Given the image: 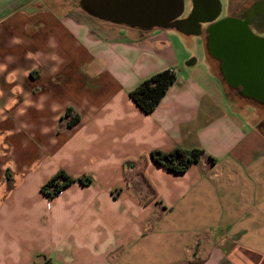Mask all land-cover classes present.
Segmentation results:
<instances>
[{
	"label": "crops",
	"instance_id": "obj_1",
	"mask_svg": "<svg viewBox=\"0 0 264 264\" xmlns=\"http://www.w3.org/2000/svg\"><path fill=\"white\" fill-rule=\"evenodd\" d=\"M82 2L0 0V264H264V133L203 28H131ZM163 70L175 81L144 113L129 92ZM174 149L202 154L182 174L149 159ZM60 170L90 183L47 199Z\"/></svg>",
	"mask_w": 264,
	"mask_h": 264
},
{
	"label": "water",
	"instance_id": "obj_2",
	"mask_svg": "<svg viewBox=\"0 0 264 264\" xmlns=\"http://www.w3.org/2000/svg\"><path fill=\"white\" fill-rule=\"evenodd\" d=\"M82 4L100 20L149 30L177 26L200 34L208 24L206 43L218 61L225 82L245 98L264 106V38L252 34L247 21L226 16L219 19L220 0H191L187 17L184 0H83Z\"/></svg>",
	"mask_w": 264,
	"mask_h": 264
},
{
	"label": "trees",
	"instance_id": "obj_3",
	"mask_svg": "<svg viewBox=\"0 0 264 264\" xmlns=\"http://www.w3.org/2000/svg\"><path fill=\"white\" fill-rule=\"evenodd\" d=\"M175 81V75L170 70H163L152 75L148 79L141 81L132 91L129 97L133 103L144 113H151L167 89ZM202 154L201 150H181L174 149L169 152L152 151L149 159L159 166L175 174H182L193 164L197 163ZM130 175L126 174V178ZM72 183L86 185L90 183L89 179H73L64 171H58L44 185L41 186V192L47 199H52L60 191Z\"/></svg>",
	"mask_w": 264,
	"mask_h": 264
},
{
	"label": "rangeland",
	"instance_id": "obj_4",
	"mask_svg": "<svg viewBox=\"0 0 264 264\" xmlns=\"http://www.w3.org/2000/svg\"><path fill=\"white\" fill-rule=\"evenodd\" d=\"M189 2L190 0H184L185 9L187 8ZM220 2L222 4V8H221V13L219 15V19L227 16L226 8L224 6L226 0H220ZM253 33L255 34V31H253ZM171 35L172 36H170V41L179 47L181 54H185V56H182V59L186 58L185 61H183V63L189 60L191 58L190 56L194 58L196 57L198 61H200V57L198 55L199 53L196 50L198 46L196 47L194 46L196 45L195 40L197 38H192L188 40L186 37L182 38V36L177 33H172ZM263 35L264 34L261 33V36L260 35L258 36L262 37ZM222 85L225 88L227 96L235 105V108L243 109V112L239 113V117L243 120L245 128H252L256 124L257 126H259L260 130L263 131L264 133V106L259 105L258 103L248 98H245L238 92L230 90L229 88H227L224 80L222 81Z\"/></svg>",
	"mask_w": 264,
	"mask_h": 264
},
{
	"label": "flooded vegetation",
	"instance_id": "obj_5",
	"mask_svg": "<svg viewBox=\"0 0 264 264\" xmlns=\"http://www.w3.org/2000/svg\"><path fill=\"white\" fill-rule=\"evenodd\" d=\"M190 3V2H189ZM191 9V5L185 9L184 14L181 16V18L187 17ZM230 17L238 18L243 21H247V26L252 34L253 31H255V36L260 37L261 33L264 34V25L260 24L261 20H264V1L263 2H254L251 5L245 6V8L242 7H236L230 10V14L227 15ZM255 17H260L261 20H256ZM208 24H202L201 28H203V36L206 39V28ZM260 35V36H258ZM260 38H264V35ZM226 86L232 91H237L238 89L233 88L231 85H229L227 82Z\"/></svg>",
	"mask_w": 264,
	"mask_h": 264
}]
</instances>
